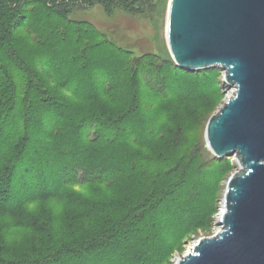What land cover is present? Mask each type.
Returning a JSON list of instances; mask_svg holds the SVG:
<instances>
[{
	"label": "trees",
	"instance_id": "16d2710c",
	"mask_svg": "<svg viewBox=\"0 0 264 264\" xmlns=\"http://www.w3.org/2000/svg\"><path fill=\"white\" fill-rule=\"evenodd\" d=\"M95 5L134 13V0H0V264H145L156 250L162 261L211 221L206 169L228 160L207 166L189 157L183 143L196 115L187 124L158 108L209 96L219 69L188 72L154 54L133 57L70 18ZM164 137L172 146L181 138L178 158L154 157ZM75 186L108 187L113 196ZM49 201L64 211L30 207ZM8 229L27 236L8 243Z\"/></svg>",
	"mask_w": 264,
	"mask_h": 264
},
{
	"label": "water",
	"instance_id": "95a60500",
	"mask_svg": "<svg viewBox=\"0 0 264 264\" xmlns=\"http://www.w3.org/2000/svg\"><path fill=\"white\" fill-rule=\"evenodd\" d=\"M166 44L176 67L218 68L230 96L206 125V147L233 158L216 221L175 264H264V0H169Z\"/></svg>",
	"mask_w": 264,
	"mask_h": 264
},
{
	"label": "rangeland",
	"instance_id": "374dc122",
	"mask_svg": "<svg viewBox=\"0 0 264 264\" xmlns=\"http://www.w3.org/2000/svg\"><path fill=\"white\" fill-rule=\"evenodd\" d=\"M168 2L169 0H164L163 2L161 0H149L147 5L141 6L140 1L134 0V13L122 8H115L111 13L108 14L101 5H95L89 9L76 8L73 10L70 18L75 21H83L88 23L94 29L103 33L109 40L113 41L118 46L128 49L133 57H137L142 54H154L162 61L171 59L165 38ZM215 70L216 69L213 70L214 74H212V81L213 84H216L217 88L209 96H204V98L200 99L199 102L170 100L169 102L167 101V103H162L158 108L174 112V117L177 120L184 119V122L186 123L187 121L189 123L188 115L191 112L196 115V122L194 125L192 124L195 126V129H188L189 131L186 137L188 140L186 139L185 143L183 144H185L186 147H189V152H187L191 155L189 157L196 158L197 156V158L200 159L202 165L207 166L214 164L212 160L214 155L206 147V125L209 118L215 114L218 108L231 94V89H226L223 84V72L220 69H217L218 73H216ZM142 78L143 82L148 85V82L150 81L149 75H145L143 73ZM216 79L218 83L216 82ZM152 86H154L153 82ZM143 87L146 86L143 85ZM210 88L211 87L208 89ZM147 91L148 90L146 88H143L142 92L144 93ZM145 96L147 95L145 94ZM66 97L73 99L70 95ZM147 109H152V107L148 106ZM162 113H164V111ZM168 142V137L160 138L156 142L159 147L158 150L154 152V157L161 158L164 156L165 151L170 152V156H173V158L179 157L181 153L180 151H177L180 146H182L181 138L176 141L173 146ZM224 159L228 160V164L218 161L219 163L216 164V166L213 165V167L206 169L207 176L211 177V182L213 185L211 202L213 204L214 212L210 215L211 221L208 223L206 222L205 226L193 229L189 235L185 236L173 247L172 252L166 258H163L162 261L153 259L155 252H157L156 250L151 255V257L147 259L145 264H175L178 259L191 250V247L196 240L210 237L218 230L216 221L222 207V200L226 189V184L229 177L234 173L235 167L237 166V163L233 158ZM170 162L164 165V170H170L172 167ZM146 166L150 169V162ZM160 171L163 170L160 169ZM148 174H152L153 176L154 171L152 173L149 171ZM205 186L207 189V184ZM93 188V186H75L73 187V190L79 194L81 193L89 195L93 198L99 197L111 199V196H113L111 195L112 190H109L108 187H101L98 188V190H94ZM203 203L204 201H202V204ZM39 205L48 206L56 213L64 211L62 208L58 209L59 207L55 201L43 203L37 202L30 207H37ZM25 236H27V233L16 229H8L7 233H4V239L8 243L19 242L20 240H23Z\"/></svg>",
	"mask_w": 264,
	"mask_h": 264
}]
</instances>
